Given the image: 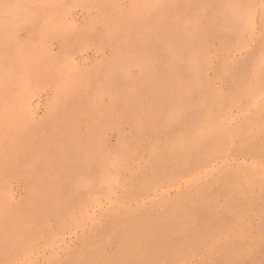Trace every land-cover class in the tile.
Returning a JSON list of instances; mask_svg holds the SVG:
<instances>
[{"label":"rangeland","instance_id":"rangeland-1","mask_svg":"<svg viewBox=\"0 0 264 264\" xmlns=\"http://www.w3.org/2000/svg\"><path fill=\"white\" fill-rule=\"evenodd\" d=\"M0 264H264V0H0Z\"/></svg>","mask_w":264,"mask_h":264},{"label":"bare ground","instance_id":"bare-ground-1","mask_svg":"<svg viewBox=\"0 0 264 264\" xmlns=\"http://www.w3.org/2000/svg\"><path fill=\"white\" fill-rule=\"evenodd\" d=\"M13 145V144H12ZM212 214V213H211ZM215 216V215H214ZM217 216V215H216ZM207 217V216H206ZM210 218H211V215H210ZM210 218H208V219H210ZM204 219V218H203ZM215 220H216V218H215ZM131 224V223H130ZM134 227V226H133ZM140 227V226H139ZM136 228V227H135ZM126 229H128V224H127V228ZM138 230V229H137ZM136 230V231H137ZM126 231V230H125ZM134 231V230H133ZM136 234V233H135ZM134 235V234H133ZM113 236V235H112ZM120 236H122V234L120 235ZM129 237V236H128ZM165 240V239H164ZM160 241V240H159ZM162 243V242H161ZM150 244V243H149ZM167 247V246H166Z\"/></svg>","mask_w":264,"mask_h":264}]
</instances>
